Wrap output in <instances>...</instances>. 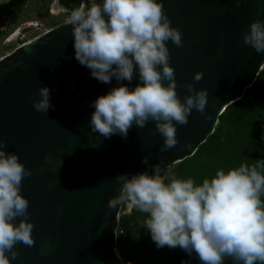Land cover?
Returning a JSON list of instances; mask_svg holds the SVG:
<instances>
[{"label": "water", "instance_id": "water-1", "mask_svg": "<svg viewBox=\"0 0 264 264\" xmlns=\"http://www.w3.org/2000/svg\"><path fill=\"white\" fill-rule=\"evenodd\" d=\"M81 1L85 6L102 3L55 0L53 6L65 10L58 2L72 8ZM157 2L170 26L183 34V47L166 44L177 83L207 89L205 112L211 117L193 109L186 126L176 125L179 143L167 152L159 151L163 137L152 121L143 129L134 124L127 137L104 138L91 131L92 102L120 84L134 88L138 70L131 83L93 78L75 59L68 22L25 43L0 64V139L7 144L5 151L16 153L32 172L22 180L21 194L29 201L36 242L33 247L17 243L18 255L9 256L10 264H120L113 248L115 209L106 206L118 195L115 177L152 175V166L161 160L163 169L190 156L213 131L224 107L243 94L263 66L264 53L245 45L242 37L251 21H264V0H241L239 6L236 0ZM196 71L204 74L199 82L192 80ZM40 85L50 90L53 107L46 114L32 106ZM176 92L183 102L187 90L177 87Z\"/></svg>", "mask_w": 264, "mask_h": 264}, {"label": "clouds", "instance_id": "clouds-1", "mask_svg": "<svg viewBox=\"0 0 264 264\" xmlns=\"http://www.w3.org/2000/svg\"><path fill=\"white\" fill-rule=\"evenodd\" d=\"M240 2L236 0L237 6ZM67 22L73 26L75 59L91 70L93 78L105 84L113 78L131 83L138 70L139 83L134 88L120 84L92 102L89 126L93 133L104 138L127 137L134 124L143 129L152 121L155 132L163 137L159 151L164 153L177 147L176 125L186 126L193 109L211 118L205 112L208 90H197L190 82L177 83L166 44L171 41L183 47V34L170 26L162 3L102 0L73 8ZM242 39L257 53H264V21H251ZM203 75L196 71L192 80L199 82ZM177 87L187 90L183 102ZM37 95L32 106L46 114L53 107L50 90L40 85ZM6 148L0 139V264H10L9 256L17 257V243L28 247L36 243L34 224L28 219L29 201L21 194L22 180L32 172ZM142 162L147 165L148 157ZM162 163L152 166V175H117L118 195L109 198L106 206L125 205L147 214L144 226L158 248L179 247L189 256L194 252L201 264H223L225 257L242 264H264V160L218 169L198 185L191 178H177L168 166L162 169ZM113 243L121 264L114 231Z\"/></svg>", "mask_w": 264, "mask_h": 264}, {"label": "trees", "instance_id": "trees-1", "mask_svg": "<svg viewBox=\"0 0 264 264\" xmlns=\"http://www.w3.org/2000/svg\"><path fill=\"white\" fill-rule=\"evenodd\" d=\"M22 1L25 0H20L19 3ZM58 4L62 5L65 10L60 20L48 22L53 27L62 24L68 12L84 2L81 1L72 8L59 2ZM16 10L11 0L0 2V14L3 11L12 17L5 29L0 31V35H7L13 30L12 27L6 33L9 24L14 17H17ZM41 35L43 34L38 37ZM22 43V45L25 44ZM21 46L5 55L3 60L0 58L2 60L0 64L20 51ZM257 160H264V65L257 72L252 83L245 88L243 94L228 104L219 114L213 131L197 149L190 156L168 167L177 178H191L198 185L203 179L214 176L218 169L236 168L242 163L251 165ZM167 182L166 180L165 183ZM261 200L264 202V194L261 195ZM123 206L118 205L114 208L115 213L119 212V215L112 226L121 264H201L194 252L189 256L179 247L158 248L144 226L147 214L135 208L127 213L120 212ZM223 264H242V262L225 257ZM256 264H261V262L257 261Z\"/></svg>", "mask_w": 264, "mask_h": 264}, {"label": "rangeland", "instance_id": "rangeland-1", "mask_svg": "<svg viewBox=\"0 0 264 264\" xmlns=\"http://www.w3.org/2000/svg\"><path fill=\"white\" fill-rule=\"evenodd\" d=\"M3 0H0L2 2ZM11 0V4L17 8V17L7 27V35H0V58L11 53L20 42H29L35 34H40L44 30L54 28L49 21L60 20L63 16V9L53 8L55 0ZM55 9V10H54ZM52 18V19H51ZM56 27V26H55ZM13 33L15 35L11 36ZM130 209L125 205L120 212L127 213Z\"/></svg>", "mask_w": 264, "mask_h": 264}, {"label": "built area", "instance_id": "built-area-1", "mask_svg": "<svg viewBox=\"0 0 264 264\" xmlns=\"http://www.w3.org/2000/svg\"><path fill=\"white\" fill-rule=\"evenodd\" d=\"M80 6H84V4H80L78 7ZM77 8V7H76ZM70 11L68 12L67 16L64 17L63 19V23H67L68 21V17H69ZM12 17L10 14H7L3 11H1L0 14V31H2L3 29H5L6 25L11 21ZM49 30H44L43 32H41L40 34H44L46 32H48ZM40 34H37L36 36H33L30 38L29 42H31L32 40H35ZM25 43V42H24ZM23 43L18 44V46L16 48H18L19 46H21ZM8 54V53H6ZM4 57V56H3ZM2 58V57H1Z\"/></svg>", "mask_w": 264, "mask_h": 264}, {"label": "bare ground", "instance_id": "bare-ground-1", "mask_svg": "<svg viewBox=\"0 0 264 264\" xmlns=\"http://www.w3.org/2000/svg\"><path fill=\"white\" fill-rule=\"evenodd\" d=\"M54 8V7H53ZM55 10V9H54ZM15 35V33H13L11 36Z\"/></svg>", "mask_w": 264, "mask_h": 264}, {"label": "flooded vegetation", "instance_id": "flooded-vegetation-1", "mask_svg": "<svg viewBox=\"0 0 264 264\" xmlns=\"http://www.w3.org/2000/svg\"><path fill=\"white\" fill-rule=\"evenodd\" d=\"M124 207V206H123ZM114 209V208H113Z\"/></svg>", "mask_w": 264, "mask_h": 264}]
</instances>
